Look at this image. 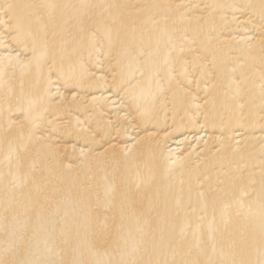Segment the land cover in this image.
<instances>
[{"label": "bare ground", "instance_id": "bare-ground-1", "mask_svg": "<svg viewBox=\"0 0 264 264\" xmlns=\"http://www.w3.org/2000/svg\"><path fill=\"white\" fill-rule=\"evenodd\" d=\"M0 264H264V0H0Z\"/></svg>", "mask_w": 264, "mask_h": 264}]
</instances>
